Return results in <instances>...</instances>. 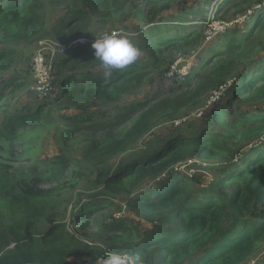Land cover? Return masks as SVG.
<instances>
[{
	"label": "trees",
	"instance_id": "16d2710c",
	"mask_svg": "<svg viewBox=\"0 0 264 264\" xmlns=\"http://www.w3.org/2000/svg\"><path fill=\"white\" fill-rule=\"evenodd\" d=\"M132 1L0 0V72L18 70L26 43L46 30L47 4L65 7L63 21L53 29L65 40L58 83L49 86L48 97L16 99L30 87L29 72L17 71L0 83V153L12 160L23 149L25 157L29 135L56 126L65 141L85 144L80 160L61 155L13 178L0 170V264H104L78 260L74 252L75 238L63 219L68 200H51L68 189L85 201L78 232L93 238L90 229L96 227L108 241V254L138 255L142 264H248L264 250V0H225L217 21L245 5L244 33L227 29V41L208 44L204 65L169 94L147 101L139 94L153 74L182 57L178 54L189 56L207 44L201 23L206 14L198 23L187 20L204 14L210 0L170 16L165 10L174 0H143L145 8L134 12L143 23L136 29L140 40L130 41L147 61L113 70L105 81L92 48L96 38L85 44L80 39L95 32L97 21L123 14ZM154 6L160 10L154 12ZM10 97L15 103L8 106ZM131 97L132 104L121 110ZM207 103L210 110L203 116L177 122L187 109ZM112 111L118 113L107 122L93 119L101 114L104 120ZM168 122L175 129L158 134ZM192 157L221 160L218 179L204 185L176 170ZM116 202L127 203L148 228L115 218L123 209Z\"/></svg>",
	"mask_w": 264,
	"mask_h": 264
},
{
	"label": "rangeland",
	"instance_id": "374dc122",
	"mask_svg": "<svg viewBox=\"0 0 264 264\" xmlns=\"http://www.w3.org/2000/svg\"><path fill=\"white\" fill-rule=\"evenodd\" d=\"M184 1V4L181 6L182 2ZM204 0H174L172 3V7H170L167 11L166 16H170L171 14H175L177 10H182L185 6H188V8L197 9L200 5H198L199 2H202ZM218 2V5L216 4L215 0H210V3L208 6L205 7V13H195L188 18L187 21H192L193 23H198L199 21H203L202 18L205 16L207 17L206 23L203 26V30L205 35V38L207 40V44L198 50L196 53L185 56L184 54H178L182 55L184 60L182 58H179L180 64L184 61L191 62L189 65L188 73L190 72L192 67H195L194 69H197L201 64L204 65L205 61L203 58L205 57L207 47L209 45H214L216 43H219V41H227L225 38L226 36H223L222 32L225 29L231 28L232 30L236 31V33H244L245 27L248 23L247 16L249 15L247 13H243V8L245 5H241L236 8H230L227 12L226 20H220L217 21V19H220L224 16L223 12H221L222 4L225 0H216ZM215 2V3H214ZM171 3V4H172ZM170 4V6H171ZM162 5V4H161ZM146 3L143 0H133L131 4H129L126 11L115 17L110 22H99L97 21L94 25L93 30L95 31L92 33L91 36H85L80 41L82 44H85L88 42L90 38H96L100 39L105 34H111V33H118L121 36L126 37L129 40L133 41H139L141 33L137 32L136 29L142 28L143 23L140 24V22L134 17V12L138 7L145 8ZM160 6V5H159ZM64 5L59 4H47L45 9V15L47 17L48 26L46 30L41 31L40 33L36 34L33 38L29 39V41L25 45V55L23 57V60L21 61L20 66H18L16 69L18 70H11V71H5L0 72V83L8 81L15 72H29L30 73V87H26L19 91L17 93L18 101H24V103H29L31 101H35L36 98H44L45 96L48 97L49 93H47L50 89L49 87H46L41 92L37 89L39 87L40 79L39 77L33 76V72L36 70V59L39 57H43L45 61H48V65L50 66V72L48 75L44 76L43 78L48 81L47 86L52 85L54 83H58V74L56 66L59 62V56L61 54L62 49L60 47H63V43L65 39L59 38L57 34L54 32V27L58 25L60 22L63 21L64 15H65V9ZM154 12L156 10H160V7H153ZM152 8V9H153ZM204 10V9H203ZM148 11H152L151 9ZM241 19V20H240ZM240 20L241 26H234L235 21ZM224 23H228L229 25L226 26ZM234 26V27H233ZM233 27V28H232ZM230 29V30H231ZM226 33V32H225ZM226 39V40H224ZM209 44V45H208ZM138 61L145 62L147 59H144L143 54H140L137 58ZM203 60V61H202ZM185 63V64H186ZM171 65V64H170ZM169 65V66H170ZM175 65V64H174ZM170 66V70L174 66ZM167 66L166 70L153 74L147 81V84L139 94V97L141 100L147 101L152 100L154 98H160L167 94H169L174 88L178 86V83L180 82V73L178 70H174L170 75L168 74L167 70L169 68ZM97 70V69H96ZM179 80V81H178ZM59 88V84L56 86V89ZM10 89L6 88L4 93H9ZM1 92V90H0ZM158 93V94H157ZM157 94V96H154ZM54 99L51 98V101ZM135 100L134 97L127 98L122 103L121 107H123L121 110L126 109L127 106L131 105L132 102ZM15 103V99H11V97L8 99L6 105H11ZM208 103L203 108H190L187 109L186 112L183 115V118H179L177 122H180L181 120H188L192 117H200L203 116V114L208 112L210 108L208 107ZM212 107V106H211ZM129 109V108H128ZM99 109L97 107L91 108L92 114H97ZM127 112V110H125ZM79 113V112H77ZM75 111L71 112V115L77 114ZM118 111H112L111 113L107 114L106 119H100V115L98 114L95 117H93L94 121H108L110 118H113ZM125 113V112H124ZM97 123V122H96ZM173 128V123L168 122L165 127L162 129H159L158 134L166 136L167 131ZM170 130V131H171ZM153 138V136H152ZM26 141H30L27 144L26 153L24 154L25 157L21 156V153L23 152V149H17L16 150V157L12 160L7 159V155L3 157V155L0 153V170L1 173L4 175H7L8 177H19L22 173V170H28L32 167V165L37 164L38 162L43 163L44 161L48 164L47 160L52 159L54 157H58L61 155L69 156L73 159L80 160L83 158V152H84V143L80 141L75 142H68L65 141L63 138V130L59 127H52V128H38L37 130L33 131L29 137L26 139ZM221 160H215V161H206L200 158L192 157L179 165L176 170L179 173H182L184 176L191 177L197 176L199 177L202 184L207 185L215 181V179H218V173L220 171L221 164L219 163ZM19 170V171H18ZM151 187L153 186V183H150ZM39 187L48 190L51 188L47 185L39 184ZM58 186L57 184H54L53 187ZM65 194V195H64ZM79 191H73V190H66L61 196L60 195H52L51 200L53 202L61 201V202H68L65 204V206H69L68 212L67 209L65 211L66 217L65 221L68 223V228L71 231L72 235L75 238L74 243V252L76 256L78 257V260L90 262L95 259V261H100L101 263H104V260L108 254V241L104 239L101 235L97 234V231H99L96 227H92L90 229V232H95V237L93 238H86L84 235L83 230L81 232H78L79 229L77 225L79 224L82 216H80V210H81V204L85 203V201L78 200L80 198ZM76 199V200H75ZM75 200V202H73ZM71 201L73 203H71ZM78 201H82L79 203ZM71 203V204H70ZM117 205H121L123 207V211L117 210L115 212V218H124L127 217L130 220H132L136 225H138L142 231H145L149 224L145 223L140 219L137 212L134 209L129 208V205L127 203H119L116 202ZM104 207H110L109 205H106ZM68 208V207H67ZM121 216V217H119ZM51 227V226H50ZM49 228H44L43 231H47ZM89 247V249H86V247ZM75 256V257H76ZM74 258V257H73ZM264 262V250L256 256V258L248 263V264H260Z\"/></svg>",
	"mask_w": 264,
	"mask_h": 264
},
{
	"label": "clouds",
	"instance_id": "9594fccd",
	"mask_svg": "<svg viewBox=\"0 0 264 264\" xmlns=\"http://www.w3.org/2000/svg\"><path fill=\"white\" fill-rule=\"evenodd\" d=\"M240 20H236L234 26L240 25L241 24ZM224 24L226 26L229 25L228 23H224ZM226 30L227 29H225L222 32V34ZM92 48L94 49L95 57L100 60L101 65L104 69L103 75L105 81L111 78L113 70H121L126 68L127 66L134 63L137 60L138 56L140 55L139 49L129 39H127L124 36H121L118 33L105 34L100 39H95L94 43L92 44ZM179 58H182L184 60L183 57H179ZM179 58H177L172 65H174ZM186 62L187 61L182 62L181 67L190 65L191 63L190 61L188 63ZM195 67H192L187 75L180 76L179 79L186 78L189 74H191L192 69H194ZM171 70H169L168 72L169 75L171 73ZM104 264H142V261L138 255L133 257L128 253H123V254L110 253L107 254L104 260Z\"/></svg>",
	"mask_w": 264,
	"mask_h": 264
},
{
	"label": "built area",
	"instance_id": "2783aa9c",
	"mask_svg": "<svg viewBox=\"0 0 264 264\" xmlns=\"http://www.w3.org/2000/svg\"><path fill=\"white\" fill-rule=\"evenodd\" d=\"M60 49H62V51H63L64 47H60ZM35 62H36V70L34 71V76L41 78L40 83H39V87L37 88L39 90V92H41L43 89L48 87L47 86L48 81L46 79H44L43 77L49 74L50 66L48 65V62L45 61V59L43 57L37 58ZM188 69H189V65L181 67V64L178 60L175 63V65L172 67L171 73L174 70H178L181 76H185L188 74Z\"/></svg>",
	"mask_w": 264,
	"mask_h": 264
}]
</instances>
